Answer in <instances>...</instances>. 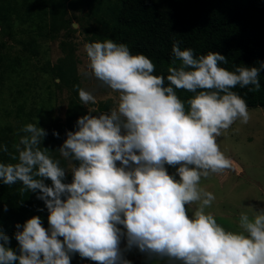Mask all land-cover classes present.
<instances>
[{"label": "clouds", "instance_id": "9594fccd", "mask_svg": "<svg viewBox=\"0 0 264 264\" xmlns=\"http://www.w3.org/2000/svg\"><path fill=\"white\" fill-rule=\"evenodd\" d=\"M180 44H172L166 78L125 43L84 45V75L118 93V103L98 114L88 110L66 132L58 151L69 167L42 146L48 133L37 118L18 130L11 150L0 144V182L19 183L48 211L47 227L38 215L16 224L18 250L0 229V264H71L77 254L97 264H131L124 253L133 249L151 264H264V209L241 212L237 228L228 230L207 211L216 197L201 187L231 167L217 140L250 120L233 89L259 91L264 62L229 70L221 53L196 56ZM76 87L81 104L96 103ZM178 90L193 95L183 101Z\"/></svg>", "mask_w": 264, "mask_h": 264}, {"label": "rangeland", "instance_id": "374dc122", "mask_svg": "<svg viewBox=\"0 0 264 264\" xmlns=\"http://www.w3.org/2000/svg\"><path fill=\"white\" fill-rule=\"evenodd\" d=\"M111 1L91 0V4L86 0H66L64 19L59 16L54 22L52 14L45 20L35 15L38 18L34 16L23 22L14 16L11 27L0 26V144L11 150L18 142V130L27 123H35L37 118L39 126L47 133L51 125L57 126L58 138L62 141L56 148L60 147L69 131L70 103L78 99L74 88L61 80L60 68H64L67 80H76L80 88L96 97V103L87 106L79 99L78 105L83 106L86 113L94 110L97 113L93 114H98L116 107L118 93L93 76L84 75L88 64L84 45L93 42L102 31L99 18L109 19L107 5ZM18 5L25 11L23 2L19 0ZM71 52L74 61L69 60ZM248 110L250 120L247 124L235 122L217 140L231 167L201 180V187L216 197L207 211L228 230L237 228L241 212L251 215L253 209H264V105L248 107ZM48 136L42 142L43 147ZM69 166L66 161L64 167ZM168 172L173 174L175 170ZM65 179L71 182V172H67ZM17 245L11 239L10 246L14 250ZM124 255L131 264H151L136 249ZM71 264L97 262L81 259L77 254L72 257Z\"/></svg>", "mask_w": 264, "mask_h": 264}, {"label": "trees", "instance_id": "16d2710c", "mask_svg": "<svg viewBox=\"0 0 264 264\" xmlns=\"http://www.w3.org/2000/svg\"><path fill=\"white\" fill-rule=\"evenodd\" d=\"M20 1L25 11L19 8V0H0V26L11 27L14 16L27 22L35 15H41L43 18L40 19L45 20L52 14L55 22L59 16L64 19L67 11L66 0ZM107 8L111 16L108 20L99 18L103 29L94 41L112 39L127 44L133 54H144L152 60L155 75L166 78L174 41H180L181 48L193 49L196 56L209 51L221 53L228 59V64L222 66L229 70L234 64L258 66L264 62V0H113ZM69 60L74 61L72 52ZM71 67L74 68L73 65ZM63 72L64 68H60L61 80L70 84L78 96L71 101L68 112V130L75 131L78 117L86 114V110L78 105L77 81L67 80ZM260 84L257 92H248L247 88L239 86L233 90L245 99L248 107L264 105V69L261 70ZM177 95L186 101L193 93L178 90ZM53 130L57 132L55 124L49 127L44 147L64 166L66 160L56 148L62 139L53 136ZM166 167L175 170L174 167ZM45 183L50 184L51 181L46 180ZM20 187L19 183L9 187L0 182V229L14 240L16 224L23 225L34 215L42 218L44 227L48 226L44 202L38 200L35 193H21ZM5 204L7 211H4Z\"/></svg>", "mask_w": 264, "mask_h": 264}]
</instances>
